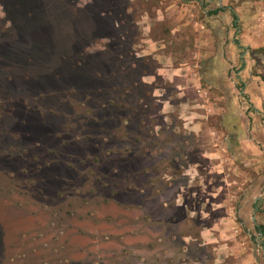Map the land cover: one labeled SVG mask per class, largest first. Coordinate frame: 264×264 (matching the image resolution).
Returning <instances> with one entry per match:
<instances>
[{"label": "rangeland", "instance_id": "374dc122", "mask_svg": "<svg viewBox=\"0 0 264 264\" xmlns=\"http://www.w3.org/2000/svg\"><path fill=\"white\" fill-rule=\"evenodd\" d=\"M91 1L0 0V264H264V0Z\"/></svg>", "mask_w": 264, "mask_h": 264}, {"label": "crops", "instance_id": "0c3cea01", "mask_svg": "<svg viewBox=\"0 0 264 264\" xmlns=\"http://www.w3.org/2000/svg\"><path fill=\"white\" fill-rule=\"evenodd\" d=\"M158 41V40H157ZM157 41H153V40H151V39H149V43L151 42L152 44H154L155 42H157ZM151 43H150V45H148V49H150L151 48V50H154L152 47H153V45H151ZM162 46V45H161ZM157 52V49H155V51H151V53L150 54H152L153 55V57L156 59V60H159V56H160V54H158V53H156ZM156 56V57H155ZM182 64V66H184V67H173V66H164L163 67V71H159V72H157V73H155V74H161L162 72L163 73H165V71L164 70H168V68H169V70H168V74H170V76L171 77H175V76H187V77H189V80L191 81V80H193L194 82V86L195 87H197V86H199V83H198V81L200 80V70H199V62L198 63H195V65H191L190 63H188L187 62V64L186 63H181ZM197 68V69H196ZM197 75V79H195V76ZM193 77V78H192ZM188 82V81H187ZM198 83V84H197ZM187 86H189L188 84H187ZM187 86H183V87H181L182 88V90H184V88L185 87H187ZM180 88V86H178L177 85V88ZM200 88L203 90V88L200 86ZM183 102H181V104H182ZM193 104H194V102H193ZM174 105H177V106H179V104H174ZM176 106V107H177ZM196 106L197 105H193V107L194 108H196ZM203 106V105H202ZM213 106V104L211 103H208L207 105H205L204 104V107L205 108H207V111H205V112H203L202 111V109H201V111H200V109H198L199 111H200V113H202V115H206V117H209V115L212 113V112H214L212 109L211 110H208L209 108H211ZM176 109V108H175ZM178 113V112H177ZM204 113V114H203ZM179 115H178V117L179 118H181V121H182V124L184 125V124H187V123H201V120L200 119H196V121H194V116H183L184 114H182V113H178ZM193 118V119H192Z\"/></svg>", "mask_w": 264, "mask_h": 264}, {"label": "trees", "instance_id": "16d2710c", "mask_svg": "<svg viewBox=\"0 0 264 264\" xmlns=\"http://www.w3.org/2000/svg\"><path fill=\"white\" fill-rule=\"evenodd\" d=\"M98 1H100V0H92L91 1V3H90V5L89 6H91V10H93V7H95V5H96V3L98 2ZM218 11V9H215V10H213V11H211L212 13H215V12H217ZM92 12V14L93 15H95V12L96 11H91ZM99 12V11H98ZM98 12L96 13V15H95V17L97 18V19H99V21H103L102 20V13H100V14H98ZM96 21L95 20H93V22L92 23H95ZM65 49V48H64ZM66 50V49H65ZM257 229H258V231H259V233L261 234V237H262V239H261V246H262V248L264 249V225H259V226H257Z\"/></svg>", "mask_w": 264, "mask_h": 264}, {"label": "water", "instance_id": "95a60500", "mask_svg": "<svg viewBox=\"0 0 264 264\" xmlns=\"http://www.w3.org/2000/svg\"><path fill=\"white\" fill-rule=\"evenodd\" d=\"M255 219V216H252V220H254Z\"/></svg>", "mask_w": 264, "mask_h": 264}]
</instances>
